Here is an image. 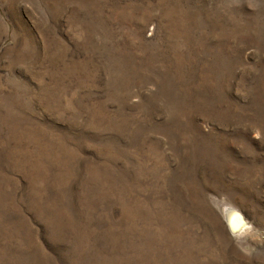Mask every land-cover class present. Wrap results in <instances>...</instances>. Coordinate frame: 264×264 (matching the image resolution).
Wrapping results in <instances>:
<instances>
[{"label": "rangeland", "instance_id": "1", "mask_svg": "<svg viewBox=\"0 0 264 264\" xmlns=\"http://www.w3.org/2000/svg\"><path fill=\"white\" fill-rule=\"evenodd\" d=\"M0 264H264V0H0Z\"/></svg>", "mask_w": 264, "mask_h": 264}, {"label": "bare ground", "instance_id": "2", "mask_svg": "<svg viewBox=\"0 0 264 264\" xmlns=\"http://www.w3.org/2000/svg\"><path fill=\"white\" fill-rule=\"evenodd\" d=\"M234 216H235L236 218H238V219H241L240 216H239L238 214H235ZM231 218H232V217H231ZM231 218H230V219H231ZM232 220H233V218L231 219V221H232ZM237 222H239V221H237ZM233 223H234V222H233ZM234 225H235V224H234ZM238 225H239V223H238ZM231 227H232V226H231Z\"/></svg>", "mask_w": 264, "mask_h": 264}]
</instances>
